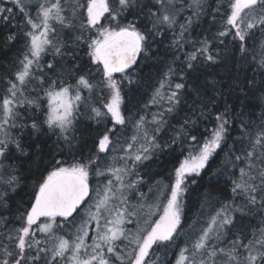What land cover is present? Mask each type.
Wrapping results in <instances>:
<instances>
[{
    "label": "snow or ice",
    "instance_id": "6c2138e0",
    "mask_svg": "<svg viewBox=\"0 0 264 264\" xmlns=\"http://www.w3.org/2000/svg\"><path fill=\"white\" fill-rule=\"evenodd\" d=\"M14 4L20 6L21 11L28 7L24 0H14ZM185 7L191 8L193 16L198 19L205 13L207 3L206 0H191L190 3H185V0H115L113 5L111 0H86L85 4L73 5V15L67 17L64 15L61 0H55L39 4L36 17L27 16L25 23L30 26V30L24 33L27 51L20 61V69L7 81L6 94L0 100V158H7L13 151L26 154L25 144L9 131L10 128L29 127L24 123L17 124V121L25 119L19 110L20 106L25 104L33 106V109L40 113L30 117V128L41 132L42 135H47L48 132L55 134L69 152L83 135L77 128L79 116L82 115L81 107L85 108L87 118L95 121L98 127H103L104 131L97 132V137L93 140L95 152L89 149L85 156L81 151L80 156L74 157L73 162L67 166L64 161H56L51 170L41 176L38 183H33L30 207L25 208L15 218L22 226L10 228V220L0 216V227L4 229L0 232V264H61L62 261L65 264H149L148 258L153 246L167 247L175 243L181 235L183 194L188 190L189 182H197L196 178L200 177L202 170H206L214 154H219L217 150H223L226 146L231 135L229 125L234 116L231 106L225 103L223 111H216L213 115L215 97L201 100L199 109L192 111L193 114L198 111L205 120L211 117L214 124L211 131L207 135L200 134L199 137L192 135L187 128L195 122L186 117L175 130L172 140L173 145H179L180 152L177 154L176 148L169 144L163 145L175 163L168 176L169 183L163 186L168 191L162 214L147 228L138 227L134 233L126 228V224L132 222L128 218L136 216L137 211L135 208L132 212L128 211L125 189L135 188L139 180L125 185L124 178L133 174L138 164L150 160L156 150L163 151L161 144L157 142L156 134L167 123L163 118L165 113L153 114L150 122L144 116L135 121L136 135H133L132 142L127 144V158H120L124 161L123 167L109 166L102 171L97 164L101 153H106L109 149L115 150V142L119 140L116 135L119 127L126 125L130 119L122 110L124 97L121 84L114 79V74H125L126 70H131L141 54L150 58V50L156 43V36L165 31V26L174 29L179 23L177 18ZM79 8L86 11L77 16ZM12 11V8L0 6V18L12 19L10 15H3L11 14ZM215 11L219 14V6ZM224 15V30L219 32V37H227L229 34L233 36L234 47L241 54L240 61L249 67L255 64L252 71L260 77L259 84L255 76L251 79L246 77L243 83L264 93V39L258 44L249 43L256 39V32L250 31L252 29L259 28L261 36L264 37V0H228ZM102 20L107 23H102ZM53 21L68 30L70 35L67 40L53 27ZM191 23L192 17H188L186 23L179 24L181 39ZM17 38L16 34L7 37L9 41H15ZM175 43L177 41L174 40L173 44ZM81 46L86 49L84 54L95 65L96 70L102 72L103 102L100 106L87 102L100 84L90 82V71L80 74L83 65L76 61L78 50H82ZM49 50L53 60L57 57H71L72 66L67 69V75L75 79V84L67 83L61 78L65 75L62 69L57 74V79L49 77L51 83L44 89L46 105L41 104L38 99H20L31 79H39L41 84L44 83L43 76H34V65L40 70L44 67L49 72L55 70L53 62L46 66L40 64L42 56L48 54ZM217 55L205 39L200 48L187 54V68H193L192 62L200 57H203L205 62L215 63ZM175 74V70L169 68L152 100V103H155L157 97L164 99L161 89L167 84L168 88L172 89L167 95L169 107L165 112L168 114L173 113L180 105L181 90L185 88L183 83H176L173 88L171 78ZM84 90L89 93L87 99L82 95ZM240 115L243 116L244 113L241 112ZM148 123L155 125L152 135H149L146 128ZM109 124L111 127H108ZM44 125H47V131L44 130ZM241 128L245 136L234 141V144L243 145L246 138L248 147L241 149L242 156L234 155L232 162L241 161L246 166L240 168L239 180L232 181L231 191L243 193L246 203L236 206L227 203L221 205L209 216L206 226L199 228L194 241L180 249L175 264H264V226L258 229V234L254 232L251 239L237 235L236 239L228 242V247H220V243L225 241L227 234L236 226L237 217L234 213H240L241 219L257 213L264 216V113L261 114L258 124L252 120L248 123L241 120ZM192 131L197 130L193 128ZM189 138L191 142L185 149L184 142ZM133 142H139L134 152ZM228 150L234 153L236 149L229 147ZM34 151L39 153V144H35ZM185 151L187 155L184 154ZM129 160L131 168L127 166ZM93 169L96 177L108 173L111 178L107 179L103 186L98 184L95 189H90L89 177L93 174ZM2 183L5 190L0 191V209L9 210V190L15 191L20 178L11 175ZM92 191L96 193L94 198ZM116 201L119 203H115ZM85 204L88 207L82 213L83 219L77 227L75 238L69 240L63 236H55L54 229L60 226L56 224L57 217L67 222L69 218L74 217V213L81 214L80 209ZM153 207L160 209L158 204L149 205V217L154 214ZM140 208H143V205H140ZM41 218H45L46 222L37 225ZM93 222L95 227L91 236L92 243L88 244ZM136 222L139 224L138 220ZM34 225H37L35 231ZM36 232L45 235V246L42 247V241L36 239ZM50 241L53 243L48 247ZM8 244L13 247L10 248ZM122 248L130 250L125 254Z\"/></svg>",
    "mask_w": 264,
    "mask_h": 264
},
{
    "label": "trees",
    "instance_id": "16d2710c",
    "mask_svg": "<svg viewBox=\"0 0 264 264\" xmlns=\"http://www.w3.org/2000/svg\"><path fill=\"white\" fill-rule=\"evenodd\" d=\"M51 1V0H49ZM55 2V0H54ZM191 0H185V3H190ZM24 3L28 7L21 11L20 6L14 4V0H0V6L12 8L11 14L5 13L3 15H10L12 19L4 20L0 18V100L5 96L7 81L13 76L15 70L20 67V61L22 60V53L27 44V40L24 37V33L30 30V26H27L25 21L27 16H34L38 9L40 0H24ZM64 8V15L71 17L73 5L85 4L86 0H61ZM113 5L115 0H111ZM207 8L204 14L198 19L193 16V10L185 7L178 16L179 23L174 29H168L165 26V31L156 36V43L153 44L150 50V58H145L143 54L138 59L137 64L127 70L125 74L116 73L114 79L120 82L122 89V96L124 97V103L122 110L126 117H129L126 125L119 127L117 136L119 140L115 142V150L109 149L106 153H101L99 156V162L97 167L100 170H104L106 167H123L124 161L121 157L127 158L126 152L127 144L132 142L131 137L136 135L134 123L140 116H144L147 121H152L153 114L165 113L164 119L167 123L161 128L160 132L156 134L157 142L161 144L162 148L164 144H169L173 148H176L177 154L180 152L179 145H173L172 140L175 136V129L179 128V125L183 123V120L188 117L194 124H189L187 130L192 135L204 134L207 135L214 124L211 122V117L205 120L199 115L197 111L193 114V109H199L200 101L207 100L209 97H215L216 105L213 108V115L216 111H223L225 103L232 107L234 116L229 125L231 129L230 138L227 140L226 146L223 150L218 149V155L214 154V158L207 166L206 170H202L200 177L196 178L197 182L191 184L189 182L188 190L183 194L182 208H181V223L183 225L181 235L177 237L175 243L168 245L167 247L153 246L150 250L151 257H149V263L151 264H173L176 261L177 255L180 249L188 244H191L196 232L200 227L206 226V221L211 214H214L223 204L243 205L246 203V197L243 193H233L231 191L233 187V180H239L240 168H245V163L241 161H235L233 163L234 155L243 154L241 149H247L248 141L245 138L243 145L235 143L240 138L244 137V130L241 128V120L248 123L250 120L259 123V118L264 113V93L258 89H252L250 85H245L243 81L247 77L251 79L255 76L257 84H259V75L252 71V67L240 61V53L234 47V38L231 34L227 37H219V32L224 30L225 24V11L228 0H206ZM219 6V14L216 13V9ZM86 10L84 8L77 9V16L82 15ZM192 17L191 26L184 33L183 38H180V23H186L187 18ZM131 18V17H129ZM54 22V21H53ZM102 23H107L102 20ZM79 24V19H77ZM222 25V26H221ZM54 26L57 32L64 36L67 40L70 33L67 29L62 28L61 25L54 22ZM150 27V25H149ZM95 30H93L94 32ZM234 31V30H233ZM252 32H256L255 41L249 43H257L264 39L261 36L260 29H252ZM17 35L15 41H9L7 37L9 35ZM207 39L209 46L216 56L215 63L205 62L203 57H200L197 61H193V68H187L186 56L189 53L194 52L201 47V42ZM177 43L173 44V41ZM221 41H223L221 43ZM82 47V50H78L77 63L83 65L80 74H86V71L92 73L90 82L93 84H100V87L94 89L91 93L94 100H88L87 102L95 103L96 106H100L103 102L101 100V88H102V72L96 70L88 57L84 54L86 49ZM257 52L259 47L257 46ZM45 59H49V62L55 64V70L49 72L44 67L40 73L44 77V83L41 82H29L27 85L28 94L26 100H39L43 105H46L47 100L44 95V89H47L48 84L51 83V79H57V74L63 69L65 75L61 78L67 83L76 82L75 79H71L67 75V69L72 66L71 57H64L63 59L57 57L53 60V56L50 52L45 56ZM259 56H257V60ZM46 66L49 62L42 61ZM169 68L175 70V75L171 78V84L174 88L176 83H183L185 88L181 90V103L176 110L168 114L165 110L169 107L167 101V95L171 90L167 84L161 89L164 99L157 97L155 103H152L153 96L158 88H160L161 80L165 78V74ZM127 78H123V77ZM131 81V82H129ZM34 85V86H33ZM38 85V86H37ZM38 88V90H35ZM165 89V90H164ZM100 92V95H97ZM163 106V107H162ZM212 107V105H210ZM21 115L25 117L22 121H17V124H27L29 127L20 129L12 128L11 135L21 139L25 144L26 154H21L18 151L10 152L7 158H0V191H4L2 181L7 180L9 176L15 175L20 178V183L16 186L15 191L9 190L11 199L9 200V210L0 209V216L7 217L10 220L9 227L15 228L22 226L21 222L15 218L24 211L25 208L30 207V201L32 199V186L33 183H38L42 175H46L48 171L54 166L56 161H64L65 166L71 164L74 157H79L81 151L86 156L89 149L93 152L96 148L93 147V140L97 137V132L102 133L103 127H98L95 121L87 118L88 114L84 107H81L79 116V123L77 128L83 135L78 142L74 143V147L71 152L64 145L62 140H58V137L51 132L47 135H42L41 132L32 130L30 125L32 120L30 117L40 114L33 109L31 105H23L19 108ZM244 115L241 116L240 113ZM41 118L42 114H41ZM111 127V124L108 125ZM155 127L154 124H146V128L149 135H152V130ZM47 131V125L43 126ZM195 128L197 131H192ZM253 126V131H255ZM31 137V139H29ZM115 140V138H113ZM170 140V141H169ZM142 142V141H139ZM139 142H133L134 147L132 151L138 146ZM189 140L184 142V148L187 149ZM35 144H39L40 151L36 153L34 151ZM31 145V146H30ZM14 148V145L12 146ZM229 147H234L236 150L234 153L229 152ZM187 155V151L184 153ZM114 160V161H113ZM175 161L168 154V150L163 148V151L156 150L153 157L150 160L144 161L138 164L134 169L133 174L126 175L124 178L125 185L138 181L139 183L133 189H125V195L128 197V211L133 209V206L144 201L146 204V211L144 214L138 213L137 217H132V222L126 224L127 229L135 232L139 227L141 221L149 216V205H156L160 203V209L162 203L167 195V189L163 186L169 183L168 176L174 165ZM131 168V161L127 165ZM93 174H90V186L91 189H95L94 182L103 184L107 179L111 178L110 174L105 173L104 176L96 177L94 175L95 169L92 170ZM94 176L93 181L91 177ZM160 185V187H158ZM157 186V188H155ZM151 189V191H150ZM156 189H160V194L157 196ZM95 191L91 192L93 196ZM163 193V194H161ZM119 195V193H117ZM143 194V195H142ZM156 198V199H155ZM259 197L257 198V206H259ZM91 203V201H89ZM115 203H119L116 201ZM149 203V205H148ZM88 205L85 204L80 209L81 214L74 213L73 218H69L67 222L64 219L57 217L56 224L60 225L54 229V233H58L64 238L72 239L76 235L77 227L83 219L82 213ZM159 209V210H160ZM159 210L154 212L152 219L156 218ZM237 217V223L232 231L227 234L225 241L220 243V247H228V242L236 239L237 235L247 236L252 238V234L256 232L264 222V216L255 214L251 216H245L240 218V213H234ZM45 219V218H41ZM139 221L137 224L136 221ZM150 220V222H151ZM149 222V223H150ZM149 225V224H148ZM4 229L0 227V232ZM36 239L42 241L41 246H45L43 241L45 235L36 232ZM246 242V241H245ZM7 243V241H4ZM125 244L127 242L125 241ZM11 248L12 244H8ZM50 247V242L47 245ZM2 247V245H0ZM129 249V248H128ZM130 250V249H129ZM65 264V262H61Z\"/></svg>",
    "mask_w": 264,
    "mask_h": 264
},
{
    "label": "rangeland",
    "instance_id": "374dc122",
    "mask_svg": "<svg viewBox=\"0 0 264 264\" xmlns=\"http://www.w3.org/2000/svg\"><path fill=\"white\" fill-rule=\"evenodd\" d=\"M40 2L41 3H51V2H54V0H51V1H49V0H40ZM40 3V4H41ZM36 15H37V10H36V13L34 14V16L33 17H36ZM53 23V27H55L54 26V22H52ZM27 45V44H26ZM26 45H25V49H24V51H23V53H22V58L21 59H23V56H24V54L26 53V51H27V47H26ZM49 52H50V50H49ZM47 54H45V55H43L42 56V58H41V60H40V64L41 65H43V60H44V62H49V59H45V56H46ZM33 68H34V76L35 77H40L41 76V73H40V69H37L36 68V66L34 65L33 66ZM20 69V67L18 68V70ZM18 70H15L14 71V73L16 72V71H18ZM14 73H13V76H14ZM13 76L12 77H10L9 79H12L13 78ZM8 79V80H9ZM29 82H40V80L39 79H31ZM28 82V83H29ZM37 83V84H38ZM72 84H75V82L74 83H72ZM28 85V84H27ZM34 86V85H33ZM38 86V85H37ZM7 87H8V85H7ZM7 87H6V89H7ZM35 90H38V88H35ZM6 94V93H5ZM27 94H28V88H27V86H26V88H25V90H24V94H23V96L22 97H20V99H27L26 97H27ZM82 95L87 99L88 97H89V93H88V91L87 90H84L83 91V93H82ZM97 95H100V92H97ZM93 97V95L91 94V99L90 100H94V98H92ZM2 100V99H1ZM21 107V106H20ZM12 130V128H10L9 129V131H11ZM1 169V168H0ZM93 179H94V176H92L91 177V181H93ZM89 183H90V178H89ZM92 184V183H91ZM90 184V185H91ZM100 185V186H103V181H102V183H99V182H94V184H93V186H95V188L97 187V185ZM90 188H91V186H90ZM155 188H157V186H155ZM156 190H158V189H156ZM160 190V189H159ZM157 191V196L160 194V192L161 191ZM95 195H96V193L94 192V194H93V198L95 197ZM156 199V198H155ZM157 200V199H156ZM155 200V201H156ZM155 201H153V203H152V205L154 204V202ZM160 203L161 202H158L157 204L160 206ZM166 203V200H164L163 201V203H162V206H161V209L159 210V212L157 213V217L156 218H154V219H152L151 220V218H152V216H146L142 221H141V223H140V225H139V227L140 228H147L152 222H154L155 220H157V219H159V216H160V214H162V207H163V204H165ZM156 204V205H157ZM140 205H143V208H140ZM148 205H149V203H148ZM136 209V211H137V214L138 213H140L141 214V212H142V214H144L145 213V211H146V204H145V202L144 201H142V202H140L139 204H136L135 206H133V209ZM133 209L132 210H130V212H132L133 211ZM156 208L155 207H153L152 208V211H153V213L155 212L156 213ZM134 218H136L137 217V215L136 216H133ZM129 220H131L132 221V217H129L128 218ZM150 220H151V222H150ZM145 221H148V223L146 224L145 223ZM46 222V220L45 219H40L39 221H37V225H39V224H41V223H45ZM150 222V223H149ZM149 224V225H148ZM37 225H34L33 226V231H35L36 230V227H37ZM94 227H95V224H94V222H93V225L91 226V228L93 229V231H90V233H89V237H88V240H87V243L88 244H91L92 243V240H91V236L93 235V232H94ZM128 230H130L131 232H133V230H131V229H128ZM136 232V231H135ZM134 233V232H133ZM54 235L55 236H61V235H59L58 233H54ZM66 239H69V238H67V237H65ZM75 238V235H74V237L72 238V239H69V240H73ZM53 242L52 241H50V247H51V244H52ZM122 251L126 254L127 253V251H129V249L128 248H122ZM150 257H151V252H150ZM149 264H151V263H149ZM154 264V263H153ZM173 264H175V262L173 263Z\"/></svg>",
    "mask_w": 264,
    "mask_h": 264
},
{
    "label": "water",
    "instance_id": "95a60500",
    "mask_svg": "<svg viewBox=\"0 0 264 264\" xmlns=\"http://www.w3.org/2000/svg\"><path fill=\"white\" fill-rule=\"evenodd\" d=\"M138 59H139V57H138ZM135 65H136V64H135ZM135 65H133L132 68H133ZM101 66H102V65H101ZM126 71H127V70H126ZM115 74H116V73H115Z\"/></svg>",
    "mask_w": 264,
    "mask_h": 264
},
{
    "label": "bare ground",
    "instance_id": "6f19581e",
    "mask_svg": "<svg viewBox=\"0 0 264 264\" xmlns=\"http://www.w3.org/2000/svg\"><path fill=\"white\" fill-rule=\"evenodd\" d=\"M222 26V25H221ZM165 90V89H164ZM163 107V106H162ZM176 130V129H175ZM170 141V140H169ZM114 161V160H113Z\"/></svg>",
    "mask_w": 264,
    "mask_h": 264
}]
</instances>
